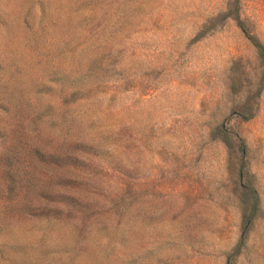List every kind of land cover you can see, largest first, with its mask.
<instances>
[{"label": "rangeland", "instance_id": "rangeland-1", "mask_svg": "<svg viewBox=\"0 0 264 264\" xmlns=\"http://www.w3.org/2000/svg\"><path fill=\"white\" fill-rule=\"evenodd\" d=\"M264 0H0V264H264Z\"/></svg>", "mask_w": 264, "mask_h": 264}, {"label": "trees", "instance_id": "trees-1", "mask_svg": "<svg viewBox=\"0 0 264 264\" xmlns=\"http://www.w3.org/2000/svg\"><path fill=\"white\" fill-rule=\"evenodd\" d=\"M263 52H264V50H263Z\"/></svg>", "mask_w": 264, "mask_h": 264}]
</instances>
